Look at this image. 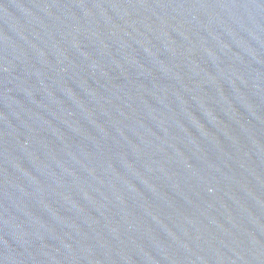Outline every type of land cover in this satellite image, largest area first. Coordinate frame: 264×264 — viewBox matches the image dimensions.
I'll list each match as a JSON object with an SVG mask.
<instances>
[{"label": "water", "instance_id": "water-1", "mask_svg": "<svg viewBox=\"0 0 264 264\" xmlns=\"http://www.w3.org/2000/svg\"><path fill=\"white\" fill-rule=\"evenodd\" d=\"M0 264H264V0H0Z\"/></svg>", "mask_w": 264, "mask_h": 264}]
</instances>
